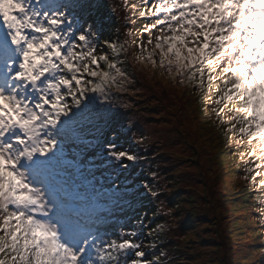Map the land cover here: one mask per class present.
Here are the masks:
<instances>
[{"label": "snow or ice", "instance_id": "obj_1", "mask_svg": "<svg viewBox=\"0 0 264 264\" xmlns=\"http://www.w3.org/2000/svg\"><path fill=\"white\" fill-rule=\"evenodd\" d=\"M36 3L56 7V0ZM122 4L132 14L125 17L123 36L138 33L137 52L146 50L147 41L160 52L161 65L192 73L193 91L219 123L241 181L256 191V215L264 223V0ZM0 19L16 46L0 41V64L10 68L14 52L22 56L15 86L0 89V264H161L163 250L156 254L154 239L138 240L137 229L121 226L97 241L93 234L103 227L110 194L62 179L68 157L61 144L79 140L68 118L82 116L88 96L115 81L112 73L127 75L117 63L127 39L98 43L90 31L65 28L71 21L63 12H40L33 0H0ZM138 20L150 22L128 26ZM148 57L157 59L151 51ZM106 147L117 162L137 159L113 144ZM143 186L151 197L159 195L149 183ZM165 228L157 224L145 235Z\"/></svg>", "mask_w": 264, "mask_h": 264}, {"label": "rangeland", "instance_id": "obj_2", "mask_svg": "<svg viewBox=\"0 0 264 264\" xmlns=\"http://www.w3.org/2000/svg\"><path fill=\"white\" fill-rule=\"evenodd\" d=\"M63 2L72 11L65 13L61 0H56L57 11L71 21L65 28L80 26L82 32L90 31L98 43L117 37L127 39L125 55L117 60L127 75L112 73L115 81L108 82L107 91L102 93L110 100L106 102L104 96L93 95L96 104H84L79 118L90 117L94 127L87 129L97 130L98 144H113L115 150L132 153L137 159L122 161L127 165L122 175L118 173L119 165H113L107 147L96 145V154L101 151L97 160L87 158L93 145L82 141L77 127L79 140L66 142V147L62 145L71 156L74 151L82 159H76L78 176L64 167L63 182L70 186L71 180L78 177L76 187L111 196L99 230L105 234L96 240L116 235L122 226L140 231L138 240L154 239L158 244L156 254L161 250L165 253L161 264H264V223L256 215V191L241 181L238 161L229 153L219 123L212 110L205 108L201 93L193 91L196 81L189 78L192 73L186 71L181 75L175 66L161 65L160 52L147 41L146 50L137 52L134 38L138 33L123 36L128 24L125 17L132 14L122 0ZM132 2L139 4L140 0ZM48 12H52L51 8ZM148 22L138 20L128 26L140 28ZM8 32L0 19V38L5 35L10 39ZM148 51L157 58L155 62L148 57ZM73 116L75 113L70 117ZM140 139L142 142H136ZM151 162L156 170L153 175L159 174L155 168L158 165L163 174L166 172L162 179L146 172ZM167 168L170 170L166 171ZM121 175L122 178H116ZM145 182L159 195L151 197L143 186ZM122 190L135 194L134 198L123 193L129 199L127 202L120 195ZM138 221L147 227L141 229ZM161 223L166 224L162 232L145 235Z\"/></svg>", "mask_w": 264, "mask_h": 264}, {"label": "trees", "instance_id": "obj_3", "mask_svg": "<svg viewBox=\"0 0 264 264\" xmlns=\"http://www.w3.org/2000/svg\"><path fill=\"white\" fill-rule=\"evenodd\" d=\"M43 4H48V3H43ZM61 6H62V9L65 11V13H68V12H72V11H70V9L69 10H67V8H66V5L64 4V2H63V0H61ZM58 10V6H56V7H52L51 8V11H57ZM81 21H82V19H80ZM82 22H84V21H82ZM80 28V26L79 27H77L76 29H74L75 30V32L77 33V31H78V33L79 32H82L81 31V28ZM5 33V32H4ZM0 40L1 41H3V40H7L8 42H9V45H10V47H12L13 49H15V47L16 46H14V45H11L10 44V39H7L6 38V36L5 35H3L1 38H0ZM12 59L14 60V61H16V64L15 65H13V68H12V70H14V74H15V72L18 70V63L19 62H21L22 61V56L19 54V53H17V52H14V54H13V56H12ZM3 66H2V64H0V69L2 68ZM14 77V76H13ZM15 83H18V82H15ZM15 86V84H14V81H13V79H11L10 78V76L8 75V73H6L5 75H2V70H0V89H3V90H5V91H7L8 89H9V87H14ZM106 91H107V89H106ZM102 93L101 94H98V97L99 98H101L102 97ZM109 98V97H108ZM96 99L94 100L93 99V95H92V97H88V100L85 102V105H93V103L94 104H96ZM108 100H106V102H107ZM101 103H99V105H101L102 103H103V101L101 100L100 101ZM105 102V103H106ZM100 113H101V111H100ZM100 113H97V114H95V115H99ZM105 113V112H104ZM101 114H103V113H101ZM69 120H72L74 123H75V127H74V129L77 127L78 129H79V131H80V134L82 135L80 138H82V141H87L89 144H92L93 145V147L92 148H90L89 149V153L88 154H86V156H87V158H93L94 160H97L96 159V156L97 155H99L100 153H101V151H99L98 152V154H96V152H95V150H98L99 148L98 147H96V145L97 146H104V147H106L107 145H105V142L104 143H99L98 144V139H97V130H95V129H87V126H90V127H94L92 124H91V119H90V117L89 118H86V119H80L78 116H73V117H70V118H68ZM76 119V120H75ZM82 132H84V133H82ZM100 142H103V141H101L100 140ZM64 143H62L61 144V147H62V145H63ZM63 148V147H62ZM64 149V154L68 157V161H67V164H66V166L65 167H67L69 170H70V172H73L76 176H78V173L80 172V169H79V167H78V162H77V158H80L79 156H78V154L76 153V152H74L73 151V156H71L68 152H67V150L65 149V148H63ZM72 150V149H71ZM103 151V150H102ZM104 153H105V151H103ZM154 156V155H153ZM99 158V157H98ZM80 160L82 161V159L80 158ZM154 160H155V158H154ZM111 161H114L113 162V165L114 164H118L119 165V172L118 173H121L122 175H124L125 174V171H124V169H125V167H121L120 166V164L121 163H123V162H117V161H115V160H111ZM154 162H151V163H148L147 164V167H146V172H148L150 175H153V173H154V171L156 172V170L154 169V167L152 166V164H153ZM101 164V163H100ZM102 166H104V165H102ZM25 167H27V165H25ZM97 168L100 170V168H99V165L97 166ZM155 168H158L159 170L157 171L159 174L158 175H153V176H158V177H160L161 179L163 178V176H164V174L166 173H164L163 174V172H161L160 170H162V167L161 166H156ZM168 170H170L169 168H167V170L166 171H168ZM165 171V170H164ZM107 173V172H106ZM70 174H72V173H70ZM122 175L120 176V177H116V178H122ZM106 176V175H105ZM157 178V177H156ZM111 181H113V179H111ZM78 184V177H77V179H73V180H71V183H70V187H76V185ZM112 186H109L108 188H111ZM85 188V187H84ZM87 190L89 189V188H86ZM88 191H90V190H88ZM123 193H130V192H126L125 190H122V191H120V195L125 199V200H127V202L129 201V199L128 198H126V197H124V195H123ZM130 194H132L133 195V198H134V196H135V194H133V193H130ZM132 203L133 202H131V203H129L128 204V206H131L132 205ZM136 207H137V209L139 210V207H138V204L136 205ZM139 222V221H138ZM139 226H140V224H139ZM186 229V228H185ZM179 230V229H178ZM175 232L176 233H178V231L177 230H175ZM190 232V231H189ZM99 234H101V235H103V234H105L103 231H98V232H95L93 235H95V236H98ZM190 235H191V237H193V235H192V233L190 232ZM171 239H173V238H171ZM141 240V239H140ZM168 251H171V249H168ZM168 255V254H167ZM171 256L173 257V254L171 253Z\"/></svg>", "mask_w": 264, "mask_h": 264}]
</instances>
